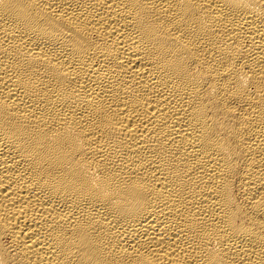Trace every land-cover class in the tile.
I'll list each match as a JSON object with an SVG mask.
<instances>
[{"label":"bare ground","instance_id":"bare-ground-1","mask_svg":"<svg viewBox=\"0 0 264 264\" xmlns=\"http://www.w3.org/2000/svg\"><path fill=\"white\" fill-rule=\"evenodd\" d=\"M0 264H264V0H0Z\"/></svg>","mask_w":264,"mask_h":264}]
</instances>
